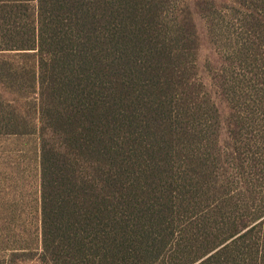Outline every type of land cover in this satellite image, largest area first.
Returning <instances> with one entry per match:
<instances>
[{
	"label": "trees",
	"instance_id": "trees-1",
	"mask_svg": "<svg viewBox=\"0 0 264 264\" xmlns=\"http://www.w3.org/2000/svg\"><path fill=\"white\" fill-rule=\"evenodd\" d=\"M0 141V264H264V0H0Z\"/></svg>",
	"mask_w": 264,
	"mask_h": 264
},
{
	"label": "rangeland",
	"instance_id": "rangeland-1",
	"mask_svg": "<svg viewBox=\"0 0 264 264\" xmlns=\"http://www.w3.org/2000/svg\"><path fill=\"white\" fill-rule=\"evenodd\" d=\"M197 23H198L199 34H200V39H201V50H200V55H199V63L201 65V67H203V69H204L206 67L208 61L210 60V58L213 57V52H212L211 44H210L208 37H207V34H206L204 22L200 18H198ZM5 147H7V146L0 141V166H2V162H3L4 156L6 154L5 152H6L7 148H5ZM22 147H23V145L20 146L21 149H22ZM31 174H32V178L29 181L30 187L28 186L27 189L31 194H34V197H35L36 196V189H37V179L35 176V170L33 168V165L31 167ZM4 188H5L4 182H3V184H1V182H0V197H2L6 192V190Z\"/></svg>",
	"mask_w": 264,
	"mask_h": 264
}]
</instances>
